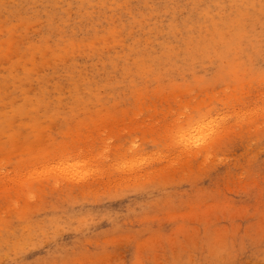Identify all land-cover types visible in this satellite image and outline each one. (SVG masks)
Here are the masks:
<instances>
[{
	"label": "rangeland",
	"instance_id": "374dc122",
	"mask_svg": "<svg viewBox=\"0 0 264 264\" xmlns=\"http://www.w3.org/2000/svg\"><path fill=\"white\" fill-rule=\"evenodd\" d=\"M0 264H264V0H0Z\"/></svg>",
	"mask_w": 264,
	"mask_h": 264
},
{
	"label": "bare ground",
	"instance_id": "6f19581e",
	"mask_svg": "<svg viewBox=\"0 0 264 264\" xmlns=\"http://www.w3.org/2000/svg\"><path fill=\"white\" fill-rule=\"evenodd\" d=\"M205 124V123H204ZM202 124H200V126H199V129H198V131H199V133L201 134V133H203V131H204V133H205V131L206 130H208V129H206L207 128V125L206 126H204V125H202ZM196 128V127H195ZM210 128V127H209ZM206 129V130H205ZM210 130V129H209ZM208 130V131H209ZM210 131H212V130H210ZM209 133V132H208ZM205 135V134H204ZM208 136V135H207ZM183 138V137H182ZM186 139V138H185ZM191 141V140H190ZM188 143H190V142H188ZM183 144H184V141H183ZM55 172V171H54ZM77 173V172H76ZM77 177V176H76ZM140 177H141V175H140Z\"/></svg>",
	"mask_w": 264,
	"mask_h": 264
}]
</instances>
